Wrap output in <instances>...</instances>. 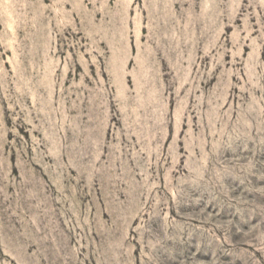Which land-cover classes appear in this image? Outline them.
Here are the masks:
<instances>
[{"label": "rangeland", "instance_id": "rangeland-1", "mask_svg": "<svg viewBox=\"0 0 264 264\" xmlns=\"http://www.w3.org/2000/svg\"><path fill=\"white\" fill-rule=\"evenodd\" d=\"M0 264H264V0H0Z\"/></svg>", "mask_w": 264, "mask_h": 264}, {"label": "bare ground", "instance_id": "bare-ground-1", "mask_svg": "<svg viewBox=\"0 0 264 264\" xmlns=\"http://www.w3.org/2000/svg\"><path fill=\"white\" fill-rule=\"evenodd\" d=\"M2 2H4V1H2ZM8 6V5H7Z\"/></svg>", "mask_w": 264, "mask_h": 264}]
</instances>
